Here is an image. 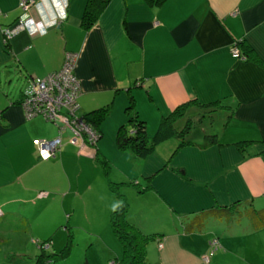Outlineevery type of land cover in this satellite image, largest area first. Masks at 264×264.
<instances>
[{
	"label": "crops",
	"instance_id": "obj_1",
	"mask_svg": "<svg viewBox=\"0 0 264 264\" xmlns=\"http://www.w3.org/2000/svg\"><path fill=\"white\" fill-rule=\"evenodd\" d=\"M20 1L0 0V221L25 218L29 230L6 235L42 237L46 223L31 216L40 211L62 225L67 215L69 225H88L103 262L120 257L110 222L120 196L127 219L155 235L151 264H205L203 246L212 239L256 232L237 216L211 218L202 232L185 226L214 206L264 200V0H112L89 29L82 25L88 0H68L67 18L38 0L29 13L41 32L23 30L7 41L23 13ZM52 14L56 23L48 25ZM67 51L78 55L83 115L107 114L95 145L73 144L66 131L56 156L43 160L34 140L55 139L59 130L42 116L27 117L21 102L35 77L62 68ZM183 106L173 125L180 131L191 121L189 143L170 137L146 158L119 148L118 131L131 128V117L144 120L152 138ZM244 140L252 142L241 148Z\"/></svg>",
	"mask_w": 264,
	"mask_h": 264
},
{
	"label": "trees",
	"instance_id": "obj_2",
	"mask_svg": "<svg viewBox=\"0 0 264 264\" xmlns=\"http://www.w3.org/2000/svg\"><path fill=\"white\" fill-rule=\"evenodd\" d=\"M111 1L112 0H88L82 20L83 27L85 29H89L91 26H93L102 12L109 6ZM146 1L149 4L157 5H161L165 2V0ZM11 37H8L7 41L10 40ZM237 44L241 45L242 43L237 42ZM247 49L248 48H245V54L248 52ZM184 108L185 106L179 108L170 118L162 120L158 131L152 138H149L148 136L147 123L136 116L131 117V128L123 126L118 131L117 143L119 148L131 149L137 156L146 158L154 152L156 146L160 142H163L170 137H179L181 140V146L189 143V141L186 140V137L190 132L191 121H189L180 131H178L173 125V120L175 117L181 114ZM106 109H97L84 115L86 122L95 131H97L96 127L99 126L103 117L106 116ZM215 136L216 135H208L207 137L209 140H214ZM251 142L252 141L250 140H244L240 141L238 145L242 148ZM120 200L121 204L114 208L115 211H112L110 222L117 238L122 244L123 252L120 257L113 259V261L116 262L115 264H151L148 259V252L149 245L154 240L155 235L153 236L151 234H146L137 225L130 222L126 216L128 201L122 196H120ZM235 216H237L238 219L244 217L249 219L254 231H259L264 228V208H256L254 202L251 199H248L235 202L229 206H214L212 208L203 210L191 218V220L186 224L185 229L188 233L202 232L206 228L207 222L211 218L229 221ZM16 220L18 221L17 225H12ZM9 222L10 224H7L8 226H6V221L1 219L0 230L3 232L17 231L20 228L25 231L29 230L28 222L25 218H21L19 220L12 219ZM65 227L69 232V236L72 238V234L70 232L71 226L67 223ZM1 241L2 239H0V242ZM220 245L221 243L218 238L212 239V247L216 249L219 248ZM65 252L61 254H47L45 251H43L41 254L35 257L33 264H52L57 260L64 259L66 257ZM82 264L92 263L86 259Z\"/></svg>",
	"mask_w": 264,
	"mask_h": 264
},
{
	"label": "built area",
	"instance_id": "obj_3",
	"mask_svg": "<svg viewBox=\"0 0 264 264\" xmlns=\"http://www.w3.org/2000/svg\"><path fill=\"white\" fill-rule=\"evenodd\" d=\"M48 1L53 13L57 11L58 16L67 18L68 0H59L63 8V14L61 9L57 8L56 0ZM19 5L23 9V13L19 17L16 26L6 31V37H11L23 30H28L31 35L39 34L42 29L39 24L40 20L29 13L32 8L39 5V1L21 0ZM44 14L48 19V14ZM55 17H57L56 14L53 15V19L45 22L48 25H53L56 23ZM41 18L46 20L44 15ZM232 50L235 55H239V47L235 46ZM77 58L76 53L67 51L62 68L46 77H35L33 79V92L21 102L27 117L42 116L59 130V135L55 139L34 140V144L38 147L39 157L43 160H49L56 156L62 145V133L66 131L71 133L73 144L84 146L97 143L98 133L86 122L82 113L80 103L82 86L75 72ZM159 246L163 247V243L161 242ZM111 262L110 264L114 263V261Z\"/></svg>",
	"mask_w": 264,
	"mask_h": 264
},
{
	"label": "rangeland",
	"instance_id": "obj_4",
	"mask_svg": "<svg viewBox=\"0 0 264 264\" xmlns=\"http://www.w3.org/2000/svg\"><path fill=\"white\" fill-rule=\"evenodd\" d=\"M255 206L264 208V200L255 201ZM40 213V211L37 212L38 216L33 215L31 218L35 220V223H46L43 225L45 231L42 233L44 234L42 237L32 236L29 232L6 235L0 230L2 233H0V239L4 237V241L0 243V264H33L35 257L43 251L47 254H61L66 251L64 259L57 260L52 264H77L80 260L84 262L86 259L90 263L95 260L97 264H108L109 259L116 257L114 253L103 262L102 250L88 235L90 230L85 222L70 224L71 238L65 227L68 223L67 215L64 223L60 225L58 222L53 223L51 217L44 221L43 215L45 214ZM246 219L244 217V220ZM17 223L16 220L12 225H17ZM243 237L241 235L233 241H222L219 248L216 249L209 244L207 248L203 246L202 254L206 256L203 257L204 263L208 264L211 259L210 264H264V228L249 237ZM114 239L119 247L117 254L121 256L122 244L117 236Z\"/></svg>",
	"mask_w": 264,
	"mask_h": 264
},
{
	"label": "clouds",
	"instance_id": "obj_5",
	"mask_svg": "<svg viewBox=\"0 0 264 264\" xmlns=\"http://www.w3.org/2000/svg\"><path fill=\"white\" fill-rule=\"evenodd\" d=\"M56 4H57V8L61 9V13L63 14V8L61 7L59 0H56ZM113 211H115V209H113Z\"/></svg>",
	"mask_w": 264,
	"mask_h": 264
},
{
	"label": "bare ground",
	"instance_id": "obj_6",
	"mask_svg": "<svg viewBox=\"0 0 264 264\" xmlns=\"http://www.w3.org/2000/svg\"><path fill=\"white\" fill-rule=\"evenodd\" d=\"M16 26V25H15ZM15 26H12V28H14Z\"/></svg>",
	"mask_w": 264,
	"mask_h": 264
},
{
	"label": "water",
	"instance_id": "obj_7",
	"mask_svg": "<svg viewBox=\"0 0 264 264\" xmlns=\"http://www.w3.org/2000/svg\"><path fill=\"white\" fill-rule=\"evenodd\" d=\"M16 24H14L13 26H15Z\"/></svg>",
	"mask_w": 264,
	"mask_h": 264
}]
</instances>
